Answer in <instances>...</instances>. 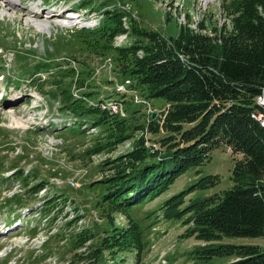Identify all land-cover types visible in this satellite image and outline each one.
Instances as JSON below:
<instances>
[{"label": "rangeland", "instance_id": "1", "mask_svg": "<svg viewBox=\"0 0 264 264\" xmlns=\"http://www.w3.org/2000/svg\"><path fill=\"white\" fill-rule=\"evenodd\" d=\"M84 1L94 5L96 28L107 20L103 17L105 10L123 9L119 4H129L130 16L168 41L177 40L185 27L195 34L213 37L233 28V19L225 8L227 0H15L13 8L6 7L8 0H0V264L233 262V257L228 256L197 258L194 252L201 251L205 243L186 237V220L191 213L184 212L193 201L223 194L235 185V159L241 156H233L226 146L214 150L209 162L190 168L160 197L131 214L142 227L146 240L140 260H136L135 253L123 251L115 256L105 251L99 262L90 256L105 231L127 227L129 219L126 214L117 213L111 222L97 208L101 186L86 185L111 176L113 172L103 166L105 161L126 155L141 137L149 138L146 128L152 112L170 104L164 98L149 99V103L134 84L130 88L133 94L114 93L116 85L129 78L120 73L122 66L114 49H104L102 38L84 33L94 29L82 25L66 28L53 23L52 28L40 31L32 23L29 12L33 9L36 18L47 16L48 22L64 20L71 16L69 12L85 17L92 13L93 6L84 7ZM72 22L76 24V20ZM123 22L128 26V18ZM118 36L114 48L134 42L130 36ZM38 64L45 66L40 68ZM36 70L42 71L31 77ZM83 80L84 86L80 84ZM65 87L75 99L84 100L93 108H98L102 101L119 103V110L111 115L118 114L125 120L130 138L110 153H90L107 142V134L101 126L97 131L83 132V122L92 121L84 117L74 119L61 110L60 93ZM165 118L158 117L161 124ZM17 121L23 126H17ZM158 138H152L150 143H157ZM209 176L219 177L216 185L196 189L180 207V216L165 217L167 200ZM75 182L77 185L73 186ZM36 184H40L38 194L30 188ZM54 197H60L61 202L57 203ZM85 231L97 237L78 246L77 236ZM218 244L264 249V237H224Z\"/></svg>", "mask_w": 264, "mask_h": 264}, {"label": "trees", "instance_id": "2", "mask_svg": "<svg viewBox=\"0 0 264 264\" xmlns=\"http://www.w3.org/2000/svg\"><path fill=\"white\" fill-rule=\"evenodd\" d=\"M91 3L84 1L82 5L93 6L90 11H94ZM225 8L233 28L217 37L195 34L185 27L177 40L168 41L119 8L105 10L103 25L84 31L102 38L104 49H114L122 66L120 73L132 80V88L134 84L145 98H164L170 104L157 118H150L146 128L149 138L141 137L131 152L105 161L103 166L113 172L111 176L86 185L101 186L97 208L111 222L117 213L129 219L127 227L105 231L90 255L97 262L105 251L112 256L133 252L140 260L146 240L131 214L160 197L190 168L209 162L214 150L226 146L233 156H241L235 159V185L223 194L193 201L185 209L191 213L186 220V237L205 243L201 251L194 252L198 259L228 256L233 257L229 264H264L260 246L218 244L224 237H264V126L256 118L261 114L259 109L264 112L257 101L264 91V0H227ZM126 17L134 42L114 48V38L127 32ZM37 71L42 70L30 76ZM84 82L80 84L84 86ZM59 102L61 110L90 119L94 128L104 129L107 142L90 153H110L130 138L126 122L118 114L112 116L99 107H90L84 100L75 99L68 88L61 91ZM158 117L166 118L161 124ZM85 126L90 128L86 121ZM156 136L159 141L150 143ZM218 181V176H209L173 195L164 205L165 217L180 216V207L189 194ZM30 188L35 194L41 191L40 184ZM53 199L61 202L60 197ZM96 237L95 233L82 232L76 244L81 246Z\"/></svg>", "mask_w": 264, "mask_h": 264}, {"label": "bare ground", "instance_id": "3", "mask_svg": "<svg viewBox=\"0 0 264 264\" xmlns=\"http://www.w3.org/2000/svg\"><path fill=\"white\" fill-rule=\"evenodd\" d=\"M9 5V6H8ZM14 6H16V4H15V0H8V2H7V5H6V7H10V8H13ZM119 6L120 7H122L123 9V11H127V12H129L130 10H131V6L129 5V4H127L126 5V7L124 6V5H121V4H119ZM131 7V8H130ZM37 7H35V9H36ZM8 9V8H7ZM6 13V12H5ZM29 13H31V18L33 19L32 20V23H33V25L34 26H36V28L38 29V30H40V31H47L49 28H50V26H51V28L53 27V23L55 24H58V25H61L62 27H66V28H69V27H72V26H77V25H82V26H84V27H86V28H90V29H94V28H96L97 26L96 25H93L94 23H95V18L96 17H94L97 13H90L89 15H85V17H82V15H80V14H76L75 15V17L73 18V17H66L64 20H61V19H55V20H53V21H49L50 23H51V25H50V23L47 21V20H50V18L49 17H45L44 18V16H42V18H36V14L35 13H37V12H35V10L33 9V11H30ZM3 14H4V12H3ZM103 17H104V14H103ZM82 19L85 21V24H82L83 23V21H82ZM73 20H76V24H74L72 21ZM98 23V21H96V24ZM124 27H125V29L126 30H128L129 31V26H126L125 25V23H124ZM123 35H127L128 36V32H126V33H124V34H122V35H119V36H123ZM118 36V37H119ZM116 40L114 39V42H115ZM122 47H124V46H126V45H121ZM117 48H121V47H117ZM140 55H142V52H140L139 53ZM139 55V56H140ZM121 86H128V88L129 89H124V90H121V89H119L120 88V84L119 85H116V89L114 90L115 91V93L117 94V95H126V94H128L129 92H131V90H130V88L132 89V81L131 80H129V79H127L124 83H122L121 84ZM135 93V92H134ZM131 94H133L132 92H131ZM257 101H258V104L264 109V91H263V93L258 97V99H257ZM121 105L119 104V103H117L116 101H112V100H110V101H102L101 103H99L98 104V107L100 108V109H102V110H106V111H108L109 113H113V112H115L116 113V111H118L119 109V107H120ZM118 113V112H117ZM256 118L262 123V125L264 126V121H263V118H262V115L261 114H257L256 115ZM15 124L17 125V126H23L22 125V123L20 122V121H17V122H15ZM85 124H83V129H85ZM92 130H94L93 128H88V132H91ZM133 150V149H132ZM132 150H130L129 152H131ZM127 154V153H126Z\"/></svg>", "mask_w": 264, "mask_h": 264}, {"label": "built area", "instance_id": "4", "mask_svg": "<svg viewBox=\"0 0 264 264\" xmlns=\"http://www.w3.org/2000/svg\"><path fill=\"white\" fill-rule=\"evenodd\" d=\"M123 5L126 7L127 4H123ZM119 89L124 90V89H129V88H128V86H121V84H120V88ZM259 112L261 113L262 118H263V121H264V112L262 110H260V109H259ZM72 185L73 186H76L77 185V182L72 183Z\"/></svg>", "mask_w": 264, "mask_h": 264}, {"label": "water", "instance_id": "5", "mask_svg": "<svg viewBox=\"0 0 264 264\" xmlns=\"http://www.w3.org/2000/svg\"><path fill=\"white\" fill-rule=\"evenodd\" d=\"M152 117L155 118L156 117V113H153Z\"/></svg>", "mask_w": 264, "mask_h": 264}]
</instances>
